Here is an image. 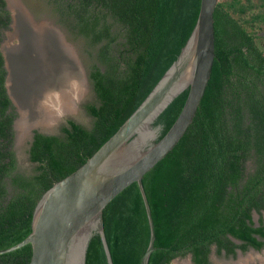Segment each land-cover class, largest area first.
<instances>
[{
	"label": "trees",
	"instance_id": "1",
	"mask_svg": "<svg viewBox=\"0 0 264 264\" xmlns=\"http://www.w3.org/2000/svg\"><path fill=\"white\" fill-rule=\"evenodd\" d=\"M199 8L200 0H54L57 22L84 42L91 59L87 77L96 102L85 111L93 124L68 120L61 136L34 131L29 160L36 166L29 176L17 172L16 114L0 50V250L31 233L41 196L81 167L144 101L179 56ZM10 25L0 0V47ZM213 27L215 57L193 121L141 180L155 235L147 264L188 254L194 264H210L212 246L232 256L264 246V0H219ZM187 95L185 89L152 123L154 142L173 125ZM102 226L112 264H141L151 233L137 183L107 204ZM31 255L27 244L0 255V264H29ZM106 258L93 231L85 264H108Z\"/></svg>",
	"mask_w": 264,
	"mask_h": 264
},
{
	"label": "water",
	"instance_id": "2",
	"mask_svg": "<svg viewBox=\"0 0 264 264\" xmlns=\"http://www.w3.org/2000/svg\"><path fill=\"white\" fill-rule=\"evenodd\" d=\"M218 2L219 0H200L197 24L177 59L152 91L117 132L81 167L54 183L41 196L33 211L31 233L20 243L0 250V255L30 244L32 255L29 264H85L88 242L93 231H96L102 239L108 264H112L104 237L102 211L125 188L137 183L150 225L149 246L141 260V264L148 263L154 250L155 235L141 180L176 146L193 121L215 57L213 13ZM6 7L8 9L7 2ZM8 11L11 12L9 9ZM12 22L11 16L10 26ZM1 53L3 55L2 50ZM4 65L7 71L6 92L16 106L7 90L9 74L5 58ZM185 89H188V95L179 116L167 133L154 142L157 129L156 133H152V123ZM16 123L15 120L13 129ZM144 124L145 129L150 132L146 136L138 131ZM38 132L54 135L45 130ZM30 139L32 142L33 135ZM234 241L240 244V241ZM249 250L260 251L252 247ZM187 256L189 264H194L191 255Z\"/></svg>",
	"mask_w": 264,
	"mask_h": 264
},
{
	"label": "bare ground",
	"instance_id": "3",
	"mask_svg": "<svg viewBox=\"0 0 264 264\" xmlns=\"http://www.w3.org/2000/svg\"><path fill=\"white\" fill-rule=\"evenodd\" d=\"M6 2L13 18L11 38L17 44L13 48L2 46L1 50L9 74L7 90L21 113L15 124L21 141L30 128L48 130L62 116L73 114L86 88L73 52L56 31L44 23L34 25L15 0ZM138 131L142 136L150 133L145 124ZM254 260L264 263V252L260 256L250 254L236 264H253Z\"/></svg>",
	"mask_w": 264,
	"mask_h": 264
},
{
	"label": "rangeland",
	"instance_id": "4",
	"mask_svg": "<svg viewBox=\"0 0 264 264\" xmlns=\"http://www.w3.org/2000/svg\"><path fill=\"white\" fill-rule=\"evenodd\" d=\"M20 8H22L23 12L28 17L29 21H31L34 25L39 26V24L44 23L46 26L54 29L56 34L60 36V40L66 47H69L70 50L73 52L74 59H75V66L83 77V81L85 82L86 93L84 97L77 99L78 103L75 106V110L73 114L62 116L53 128L45 130L48 133L54 135H62L61 127L65 124L66 118L73 119L76 123L83 125L86 128H90L93 124V118L85 111V106L87 104H92L96 102V97L94 95L92 85L88 80L87 73H88V66L91 64V59L89 56L84 52V42L76 38L69 30L61 25L58 21L57 16L54 13V0H15ZM11 14V12H10ZM14 32V27L10 26L8 31L4 32V38L1 43V47L5 46L6 48H13L16 46L17 41L11 38V35ZM15 45V46H14ZM16 118L15 120L18 121L21 113L17 109L16 106L13 105ZM76 111V112H75ZM78 111V112H77ZM77 114V115H76ZM14 120V121H15ZM152 133H156V129L152 126L150 127ZM14 130V141H13V151L15 152L17 158V172L21 174H32L35 166L29 160V146L31 142V137L34 131H44L41 128H31L28 131V134L25 138L19 141L18 131ZM264 218V213L262 214ZM253 219L255 223H257L259 219V215L254 213ZM234 241V240H233ZM236 244V241H234ZM264 252V249L258 252L250 251L249 249L246 252H241L240 250H236L235 256L226 255L224 252L220 254L217 253L216 248L214 246L211 247V251L209 254V262L210 264H236L238 260L244 259L248 255L254 254L255 256H260ZM171 264H189L188 256L179 257L174 259ZM253 264H264L259 263L257 260H254Z\"/></svg>",
	"mask_w": 264,
	"mask_h": 264
},
{
	"label": "flooded vegetation",
	"instance_id": "5",
	"mask_svg": "<svg viewBox=\"0 0 264 264\" xmlns=\"http://www.w3.org/2000/svg\"><path fill=\"white\" fill-rule=\"evenodd\" d=\"M11 15V14H10ZM68 120H71V121H74L73 119H71V118H66L65 119V124L63 125V126H65L66 125V121H68ZM62 126V127H63ZM62 127H61V129H62ZM62 133V132H61ZM58 136V135H57ZM59 136H61V135H59ZM31 143L32 142H30V145H31ZM29 148H30V146H29ZM32 164H34L35 165V163H32ZM16 167H17V158H16ZM24 175H26V176H29L30 174H24ZM254 213H256V212H253L252 213V216L254 215ZM264 213V211H262L261 212V217H262V221H263V224H264V218H263V216H262V214ZM257 214V213H256ZM254 220V219H253ZM255 222V221H254ZM258 225V221H257V223H255V226H257ZM261 241L262 242H264V239H261ZM234 242V241H233ZM264 249V246H263V248L261 249V250H263Z\"/></svg>",
	"mask_w": 264,
	"mask_h": 264
}]
</instances>
